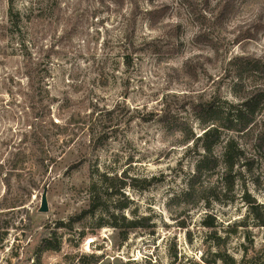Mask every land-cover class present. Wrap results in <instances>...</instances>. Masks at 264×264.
Returning a JSON list of instances; mask_svg holds the SVG:
<instances>
[{
	"label": "rangeland",
	"instance_id": "1",
	"mask_svg": "<svg viewBox=\"0 0 264 264\" xmlns=\"http://www.w3.org/2000/svg\"><path fill=\"white\" fill-rule=\"evenodd\" d=\"M138 3L140 12L111 0H0V264H81L93 254L99 264H202L214 251L207 215L221 236L246 225L228 241L237 260L248 237L264 245V228L243 199L251 195L264 216V160L256 165L260 188L246 176L233 202L202 204L175 220L167 203L186 187L198 156L193 145L173 146L160 119L167 112L200 134L192 107L215 95L234 100L224 60L264 53V32L236 38L264 8L250 5L230 24L217 53L196 40L207 33L216 41L217 33L179 0L157 2L169 8L154 28L149 4ZM96 171L150 183L125 192L133 203L125 215L152 217V232L137 230L121 244L113 229H96L101 213L79 220ZM47 185L49 212L40 213ZM47 234L57 235L60 251L37 252Z\"/></svg>",
	"mask_w": 264,
	"mask_h": 264
},
{
	"label": "trees",
	"instance_id": "2",
	"mask_svg": "<svg viewBox=\"0 0 264 264\" xmlns=\"http://www.w3.org/2000/svg\"><path fill=\"white\" fill-rule=\"evenodd\" d=\"M111 1L121 7L127 3L132 4L136 12H140L138 0ZM145 1L150 7L145 11L150 26L157 27L168 15L169 7L165 3L158 5L159 0ZM179 1L201 27L209 28L217 33L216 41L211 38V34L207 33L196 38L198 41L203 40L217 53L222 47L221 35L230 24L239 22L250 5L264 8V0H218L213 7L208 0L203 3L197 0ZM11 14L13 16V13ZM17 16L15 14L14 18ZM260 32H264L263 14L257 15L249 30L239 31V36H236L237 43L242 37L247 40H257ZM224 62L226 79L231 81V94L234 100L229 101L215 95L210 100L192 107L200 134L196 133L194 126L185 119L168 117L167 112L160 117L168 141L173 146L193 145L194 152L198 156L194 170L187 178L186 187L171 197L167 203V210L175 220L189 216L202 204L210 208L212 203L233 202L236 198L237 181H241L246 176L257 188L262 186L256 174V165L260 160H264V53L260 56L242 53L232 58L226 57ZM75 123V117H73L68 126ZM67 130V126L62 127L61 134H65ZM199 150L201 152H198ZM95 174L97 179L88 187V208L79 215V220L83 221L87 217L94 218L97 213H101L96 229L104 227L113 229L121 244L127 242L129 236L137 230L152 232L154 228L151 225L152 217H139L136 211L132 212V218L125 215L126 211L132 209L133 204L126 197L125 192L128 189H145L150 186V183L144 186L139 185L138 179L129 178L126 173L120 177L99 171ZM11 175L12 173L9 176ZM114 197L116 199L113 201ZM243 199L250 205L251 215L258 221L259 227L264 228V216L261 217L260 206L256 205V201L247 193L243 195ZM107 202L113 206V210L109 209ZM180 226L185 228V222L180 221ZM203 226L208 230V240L214 251L213 259L204 258L202 264H261L263 262L264 245L256 248L254 241L249 237L248 244L242 247L239 260L229 252L230 236L237 234L239 227H246L244 223L227 228L224 236L220 235V227L211 215L206 216ZM87 235L84 231L81 238L84 239ZM60 249L57 235L47 234L43 237L37 252L55 253ZM99 259L93 254L82 257L80 262L81 264H99Z\"/></svg>",
	"mask_w": 264,
	"mask_h": 264
},
{
	"label": "water",
	"instance_id": "3",
	"mask_svg": "<svg viewBox=\"0 0 264 264\" xmlns=\"http://www.w3.org/2000/svg\"><path fill=\"white\" fill-rule=\"evenodd\" d=\"M48 185L45 187L44 192L42 194V202L41 207L39 209L40 213H48L49 212V206H48Z\"/></svg>",
	"mask_w": 264,
	"mask_h": 264
}]
</instances>
